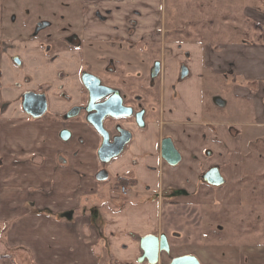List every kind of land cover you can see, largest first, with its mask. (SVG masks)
Segmentation results:
<instances>
[{"label": "crops", "instance_id": "1", "mask_svg": "<svg viewBox=\"0 0 264 264\" xmlns=\"http://www.w3.org/2000/svg\"><path fill=\"white\" fill-rule=\"evenodd\" d=\"M261 1L264 2V0ZM48 2L51 3L48 4L52 9L62 14L71 15L78 11L79 15L69 18L73 24L75 36L84 44L160 39L156 32L161 27L163 0H48ZM77 2L83 4V8L75 6ZM3 3L4 0H0V8ZM246 5V16L253 17L264 27V8H251L249 4ZM262 5L264 6V3ZM9 27L7 22L0 24L1 41L3 39L9 43L7 41L9 39L11 41L22 39L21 42L26 40L24 34L26 31H22L23 35L19 36L16 30L11 33L6 32ZM15 34L17 36H14ZM204 37L208 38L205 35ZM212 39L187 41L182 43L185 47L172 49L171 46L179 44L176 41L170 43L169 54L165 51L160 52V58L164 62L160 76L161 97L158 111L154 117L146 119L147 127L135 130V138L125 151H121L122 153L115 156L114 160L111 159L114 163L111 167L117 180L123 177H135L137 180L135 185L128 187L127 203L125 200L122 203L119 189L116 191V196H111L107 186L101 189L98 184L96 186L93 184L97 171L95 157L100 148V137L87 123L86 114L80 122L69 124V121H74L72 119L78 118L81 112L76 116L68 117L72 103L61 100L60 96L63 93L76 96L81 89L78 67L74 66L72 70L52 75L53 87L52 82L42 79L45 76L37 75V84L31 87L30 78H27L25 83L23 81L28 69L26 70L24 65L20 66L21 68H12L16 64L13 58L3 55L0 59V67L3 71L1 84L4 87L0 95V106L5 103L6 107L3 109L0 121L2 124H9L14 117H24L25 121H20L19 126H29V128L24 127V130L32 136L28 151L35 165H29L27 159L23 157L20 167L22 168L24 164L29 165L27 167L31 177L41 182L39 191L29 193V197L26 200L21 198V202L35 204L39 211L57 214L63 229L74 226L75 239H78V242H75L77 245L85 240H80V233L85 238L87 231L90 234L88 237L93 238L92 242L95 241L94 244L89 245V249L96 244L105 264H107L104 259L105 254L111 255L116 264H150L147 260L140 261L143 256L141 239L149 235L164 234L171 243L169 234L159 217L162 211L161 205L166 204L169 207L180 203L195 204L201 203L202 197H210L211 190L202 183V175L204 170L213 163L220 169L225 179V187L221 188L223 191L231 192V184L238 185L241 181V164L238 151L235 152L240 142L236 134L232 135L230 129L233 128L232 126L244 124L240 119H235L225 121L219 129L218 123L213 119L206 121L205 91L219 90L218 87L222 85L223 77H225L229 87L227 97H232L233 102H238L237 114L246 115L248 111L247 119L249 116L251 119H246L244 122H248L247 125L251 126L252 132L253 129L259 128L264 134V40L259 42L253 39L250 41ZM142 52L146 53V51ZM22 56L20 57L23 64H43V54H38L36 59L31 60ZM184 64L188 67L189 74L186 78H180V69ZM45 87L50 97L49 110L57 119H64L51 132L50 139H56V146L60 147V149L52 150L54 153L44 149L41 144H37L34 148L33 142L38 135V130L32 125H35L37 120H33L29 114L21 110V97L25 92L41 90ZM214 102L223 106L228 103L226 98L224 100L217 96ZM227 126L230 127L227 128ZM204 127L215 132V140L205 141L202 138L205 134ZM64 131L70 133L67 139L62 136ZM167 136L173 140L182 157L176 166L169 165L161 158V140ZM65 147H68V150H65ZM207 148L212 149L211 155L216 154L212 163L203 157V152ZM2 155L0 166H3V173H10L5 170L17 167L12 163L15 156L12 155L13 158L10 161L8 153ZM74 165L76 166L73 167ZM107 172L110 176V171L107 170ZM53 174H56L55 177L59 179L51 180L50 175ZM152 175H155L153 187L149 181ZM175 177H178V181ZM2 178L0 176V181H5L7 184L14 182V179ZM55 185L58 186L60 193H57ZM8 189L9 187H0V201L7 198L6 190ZM164 193L169 197L164 198ZM95 196L111 198L109 205L117 209L104 210L100 212V215L98 214L97 218L92 219L88 216L86 218L79 216L77 210L85 203L84 201ZM211 196H214V193ZM142 198L145 200L138 202ZM230 199L233 200V196ZM12 202L7 199L0 204L7 205ZM0 211H2L1 208ZM2 212L1 219H6L9 214L3 215ZM91 221H93L92 225L89 224ZM256 250H263V247L259 246ZM178 251L171 245V256H173L171 260L179 256L194 255L200 264H203V259L207 256V251L200 248L195 252ZM80 253L82 251L77 246L76 260L79 259ZM163 257L161 254L159 264Z\"/></svg>", "mask_w": 264, "mask_h": 264}, {"label": "rangeland", "instance_id": "2", "mask_svg": "<svg viewBox=\"0 0 264 264\" xmlns=\"http://www.w3.org/2000/svg\"><path fill=\"white\" fill-rule=\"evenodd\" d=\"M261 2L260 0H163L161 27L156 32L157 37L160 39H153V41L143 40L138 43L139 47L146 53L140 55L138 63L135 65L137 69L135 66L132 67V71L134 73L137 72L134 82H138L141 90L142 88L144 89V84L150 79L144 76V70H149L147 55L160 59V52L165 51L166 54H169L170 43L176 41L179 44L171 46L172 49L185 47L182 43L187 41H204L205 39L209 41L212 38L215 40L220 39L219 41H234L236 39L263 41L264 32L254 25L257 22L256 19L246 16V4H249L251 8L258 7L263 9L264 6L262 4L264 2ZM48 3H50L48 0H4L0 8V24L3 25V23L7 22L10 25L6 32L11 33L16 30L19 36H22V31H26L24 33L27 39L26 42H21L22 39L7 40L18 45V49H21L17 50L19 56L24 55L22 58L26 57L30 60L36 59V56L40 54L37 46L40 50L41 47L45 50V48L51 46L47 51L48 53L45 52L49 56L43 53L42 65L23 64L24 68L28 69L25 73L26 78L23 81L25 83L26 79L30 78L31 82L29 85L31 87L37 84V75H39L38 77L45 76L42 79L52 82V75L72 70L76 66L75 58L79 60L78 57L81 56V50L76 47H72L67 54L65 52L56 53L57 50L63 49L62 46L57 44L65 45L68 43L67 35H63V33L73 32L72 29L74 27L70 24L69 17H76L78 11L76 10L75 14L61 18L63 14L52 9L49 6L51 3ZM75 6L83 8V4L78 2ZM44 21L51 25L39 28V23H44ZM204 35L208 38H205ZM14 36H17V34ZM0 42H4L2 43L3 45L0 44V59L5 55L4 53H8L6 55H9L12 59L13 51H5V48L9 47L7 44L10 43L6 44L3 39ZM25 47H27L26 50H24ZM100 48L104 49L105 47ZM121 48L125 51L129 49L128 46H121ZM123 50L121 52H124ZM100 56L105 59L96 60L101 62L95 61L96 74L105 82L121 86L125 93L127 90L126 87H123L127 86L125 77H128L129 80L133 79L129 78V74L125 75L124 72L109 73V71H104V65L109 61L113 62V59L108 60L103 54ZM92 64L82 68L90 71ZM113 64L115 65V62ZM14 65L12 68H21L17 63ZM118 67L120 68V65ZM121 69L123 70V68ZM226 81L227 79L223 77V83L218 87L219 90L205 91L204 109L207 116L205 120L213 119L214 122L218 123L217 127L219 129H221L225 121L240 119L244 124L232 126L233 128L230 129L232 135L235 136L234 134H236L240 142L237 145L239 148L235 152L238 151L241 164V181L238 185L237 183H232L230 186L231 192L228 193L221 189L225 187V184L215 187L202 180L204 186L210 188L211 193L210 197H202L201 203H180L168 205L169 207L166 204L161 205L162 211L159 213V217L169 234L171 242L169 243V258L166 257L165 253H162L164 257L161 264L170 263L173 257L171 256V245L180 252H195L199 248L206 250L207 256L203 259V264H208V262L210 264H264V134L259 128L253 129L252 132L251 126L247 125L248 122H244L248 117V111L246 115L237 114L236 106L238 102H233L232 97H227L226 93L229 92V87ZM51 86H54L53 82ZM3 87L0 80V95ZM216 96L222 97L224 100L226 98L228 103L225 106L215 103L214 98ZM151 99L153 97H150ZM158 101L156 100L157 110ZM4 107H6V104L3 103L0 106V117L3 115ZM84 114L85 110H82L80 116L76 119L73 118L72 120L74 121L70 120L69 124L71 122H80L85 117ZM32 119L37 120L35 121L36 124L32 126L38 130V135H36L33 142L34 148H36L37 144H41L44 149L51 150V153H54L52 150L60 149L59 146H56L57 140H51L50 137H52L51 132L54 131V128L61 124L64 119H57L51 110H48L45 116L40 119ZM248 119H251V116ZM20 121H25L24 117H14L9 124H2L0 121V157L1 154L5 155L8 153L9 160L12 161L13 156H15L12 163L17 165L16 168L10 167L6 169L5 171L10 172L7 174L3 173V166H0L2 179H14L11 184L0 181V187H9L6 190L7 198L0 202L7 199L9 202L13 201L7 205L0 204V208L3 211H0V214L1 212L3 215L9 214L6 219H1L2 216L0 217V264H105L96 244L90 248L91 250L89 249L95 241L93 240L92 242L93 238L90 239L88 237L90 234L87 231L85 232V238L80 233V240H85H82L83 243L80 242L77 245L75 242H78V239H75L74 226L70 229H63L59 222L60 217L57 214L39 211L35 204H23L21 202V198L26 200L30 195L29 193L39 191L38 187L41 182L31 177L27 167L35 165L32 155L28 151L32 136L24 130V127L29 128V126H19ZM121 123L120 120L117 122L116 120H109L107 122V130L112 134L117 131L118 125ZM229 127L227 126V128ZM204 131L205 134L202 138L205 141L216 139V134L212 129L204 127ZM45 136L46 138H44ZM65 150H68V147H65ZM208 150L212 149H205L203 157L206 161L212 163L216 154L208 156L206 154ZM210 152L212 153V151ZM23 157L27 159L29 165L24 164L21 168L20 161L23 160ZM113 160L102 162L98 154L96 155L97 171L95 170L93 184L95 186L98 184L101 189L107 186L110 190L109 195L116 196L117 189H120L124 184L120 185L117 181L116 174L113 172V167H111L114 164ZM222 168L224 169L223 166ZM101 170L110 171V176L105 181H98L96 178V175ZM74 173L76 172L74 171ZM55 176L57 175L53 174L49 178L56 181L59 178ZM175 179L178 181V177H175ZM149 181L151 187H153L155 175H152ZM229 184L230 181L228 182ZM124 186L129 187V185ZM55 187L57 193H60L58 186L55 185ZM213 193L214 196H211ZM232 196L233 200L230 199ZM126 197L127 195H121L122 203L124 200L127 203ZM163 197L168 198L169 196L164 193ZM109 199L111 198L107 197L106 199V196L89 198L77 210V214L83 216V218L88 216V218L92 219L93 217L97 218L98 214L100 215V212L104 210L115 211L117 208L109 205L111 204ZM143 200L145 199L142 198L138 202ZM11 216L13 218H9ZM92 223L93 221L89 222L90 225ZM77 246L82 253H80L79 259L76 260L75 249H77ZM259 246L263 247V250H256ZM104 259L107 264H116L115 259L111 255L105 254Z\"/></svg>", "mask_w": 264, "mask_h": 264}, {"label": "flooded vegetation", "instance_id": "3", "mask_svg": "<svg viewBox=\"0 0 264 264\" xmlns=\"http://www.w3.org/2000/svg\"><path fill=\"white\" fill-rule=\"evenodd\" d=\"M65 16L67 15L63 14L61 18ZM70 24L73 26L71 22ZM50 25H51L50 23L48 24L47 21H44V23H39V28L43 26L49 27ZM72 31L73 32L71 33L69 31L63 33V35L65 34L67 35L66 37H67L68 43H66L65 45L57 44V45L62 46L63 49L57 50L56 53L65 52L67 54L68 51H70L72 47H76L81 50V56L78 57L79 60L75 58V65L79 69L78 75H79V81L81 82L82 87L76 96H69L63 93L61 94L60 99L65 102L72 103V109L67 114L68 117L75 116V115H72L75 112L76 113L78 112L77 114H79L80 112H82V110L89 109L90 114H93L91 116L92 121L94 122L95 126H98L101 120V116H103V126L105 130H107V122L109 120H116V122L120 120L122 123L118 125L117 131L113 132L115 133V135L113 133L111 134V132H109L108 130H107L108 133H104L105 131H103V133L105 134L106 139H108L109 142L114 143V145L106 146L107 147L106 150L108 152H115L121 148H122V152H124L125 149L134 140L135 135H136L135 130L147 127L148 122L146 119L151 118V116L154 117V115L158 111L156 108L157 107L156 100H159L158 101V105H159L160 97H161L160 76H161V71H162V66H163L164 61L162 62L161 58L160 59L157 57L152 58L151 55H148L147 58L149 61L148 62L149 70L148 71L144 70V76H147L150 79L148 80L147 83L144 84L143 86L144 89L142 88L141 90V88L138 86V82H134L136 79L135 76H137L136 75L137 72L134 73L132 71V67L138 63V59L140 58V55L143 53L142 52L143 49L140 48L138 44L140 42H133V41L116 42L114 41L111 43L84 44L75 36L74 29H72ZM25 41H27V39ZM2 43L4 42H0V44ZM7 45L11 48L7 47L5 48V51L8 52V50H12L13 51L12 55L14 54L12 58L14 62L20 66H23V63L20 57L21 55L19 56L17 52V50H21V49H18V45L14 43H10ZM121 46H128L129 49L125 51L121 48ZM100 47H105V48L101 49ZM26 48L27 47H25L24 50H26ZM50 48L51 46L49 48H45L44 50L41 47V50H40V48L37 46L39 53L40 54L44 53L47 56L49 55L46 53H48L47 51ZM122 50L124 52H121ZM4 54H8V53H4ZM101 54L105 55L108 60L113 59V62L109 61L106 65H104L103 67L104 71H107V72L109 71V73H114L116 71L124 72L125 75L129 74V78L133 79V80H129L128 77H125L126 78L125 81L127 84V86H123L124 88L125 87L127 88L125 93H124V89L121 88V86H115L112 83L105 82L99 77L98 74H96L97 69L95 68V61L103 60L102 58L104 57L100 56ZM96 62H101V61H96ZM114 62H115V65L113 64ZM89 64L90 65L92 64V68L90 71L82 68L83 66H86ZM118 65H120V68L118 67ZM183 66H186V65L184 64ZM135 67L137 69V66ZM121 68H123V70ZM181 69H180V78H181ZM0 80L1 82L3 80V71L1 67H0ZM150 97H153V99L150 100ZM117 99L120 101L122 107L126 110H124L123 116L119 118H112L107 113L110 107L114 105ZM45 105H46L45 112L42 115H39L37 117V115L42 112V108ZM49 105H50V99H49L46 87L41 90L38 89V90L27 91L21 97V108L24 112L29 114L31 118L40 119L44 117L47 111L49 110ZM97 134L99 135L98 137H100L99 147H101L102 142H103V136L99 134L98 132ZM165 138H169V137L168 136L164 137L162 140H164ZM160 149H161V144H160ZM208 151H211V150H208ZM216 167L217 166L215 165H211L210 167L205 169L202 175V180L206 182L207 180L205 179V177L208 176L207 173H209L213 168H216ZM123 178H128V179L133 180L134 181L133 185H135V183L137 182L135 177H123ZM209 178L213 180L214 179L213 174H211ZM119 180L120 179H118L117 181L119 182ZM224 184L225 183H223L222 185ZM129 186H132V185H129ZM220 186H215V187H220ZM163 253L166 254L167 258H169V252H163ZM167 264H169V262Z\"/></svg>", "mask_w": 264, "mask_h": 264}, {"label": "water", "instance_id": "4", "mask_svg": "<svg viewBox=\"0 0 264 264\" xmlns=\"http://www.w3.org/2000/svg\"><path fill=\"white\" fill-rule=\"evenodd\" d=\"M19 63V62H18ZM189 73V70L186 66H183L181 69V78H185ZM46 110V105L43 106L42 112L37 115H42ZM85 114L87 116L86 121L96 130L99 134L103 136V142L101 147L98 150V157L102 162H109L111 159H113L115 156L121 153L122 148L115 151V152H108L106 150L107 145H114L113 142H109L108 139H106V136L104 133H108L107 130L104 129L103 126V116H101V120L98 124V126H95L94 122L92 121L91 116L93 114H90L89 109H84ZM124 109L120 103V101L117 99L114 105H112L108 111V115L112 118H119L123 116ZM79 111V110H78ZM78 113V112H77ZM76 112L72 115H78ZM103 131H105L103 133ZM64 139H67L70 136V133L68 131H64L62 134ZM161 158L165 160L169 165L176 166L181 161L182 157L178 149L175 147L174 142L171 138H165L161 142ZM208 155L211 154L210 151L207 152ZM213 174L214 179L211 180L209 176ZM208 176L205 177L210 185L214 186H220L223 183H225V179L223 175L220 172V169L218 167L213 168L209 173H207ZM109 177V174L106 170H101L96 175V178L98 181H104L107 180ZM141 248L143 250V256L140 259V261L147 260L150 264H158L160 255L163 252H170V245L169 241L167 239V236L162 234L160 236H154L149 235L146 237H143L141 239ZM170 264H200L199 260L194 255H184L179 256L176 258H173L170 262Z\"/></svg>", "mask_w": 264, "mask_h": 264}, {"label": "trees", "instance_id": "5", "mask_svg": "<svg viewBox=\"0 0 264 264\" xmlns=\"http://www.w3.org/2000/svg\"><path fill=\"white\" fill-rule=\"evenodd\" d=\"M254 25H255V27L259 28L261 31L264 32V27L260 23L255 22ZM119 184L120 185H122V184H124V185H133L134 181L131 180V179H128V178H120Z\"/></svg>", "mask_w": 264, "mask_h": 264}, {"label": "built area", "instance_id": "6", "mask_svg": "<svg viewBox=\"0 0 264 264\" xmlns=\"http://www.w3.org/2000/svg\"><path fill=\"white\" fill-rule=\"evenodd\" d=\"M121 195H128V188L125 186H121V188L119 189Z\"/></svg>", "mask_w": 264, "mask_h": 264}]
</instances>
